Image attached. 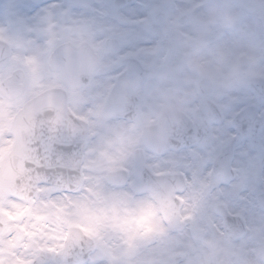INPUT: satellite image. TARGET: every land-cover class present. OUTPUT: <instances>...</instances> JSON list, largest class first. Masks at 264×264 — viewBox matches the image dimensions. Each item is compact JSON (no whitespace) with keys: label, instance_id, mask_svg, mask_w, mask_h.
<instances>
[{"label":"flooded vegetation","instance_id":"af4514ba","mask_svg":"<svg viewBox=\"0 0 264 264\" xmlns=\"http://www.w3.org/2000/svg\"><path fill=\"white\" fill-rule=\"evenodd\" d=\"M245 1L0 0V27L8 29L0 33V40L7 43L9 54L14 57L11 69L0 68V82L13 78L21 88L12 99L0 94L2 132L8 128L2 107L18 108L42 90H35L41 81L50 82L47 87L62 86L59 73L48 67L49 56L56 46L61 43L73 49L89 46L96 69L82 90H89L86 93L92 96L94 86H90L97 77L98 90L101 88L100 111L113 89L119 92L117 107L123 111L132 108V97L135 98L136 119H114V131L118 128L123 132L124 124L133 126L134 132L138 129L125 163L129 165L130 183L119 188L128 195H145L139 202V211L136 214L131 211V244L123 251H119L117 242L107 243L105 234H91L86 229L87 217L79 202L56 206L57 228L52 232H44L48 227L46 216L38 218L39 224L33 225L35 231L9 223L30 214L28 206L18 205L15 215L0 208V264H20L19 258L15 262L9 259L11 250L25 237L30 245H38L40 235L57 241L41 245L49 251L42 256L47 264H181L184 260L181 241L185 239L261 241L264 103L237 81V74L239 67H243L249 77L264 79V72H252L254 69L245 60L234 64L231 53V42L235 36L243 38L244 25L252 16L261 29V1L254 2L253 10L250 1ZM203 15L207 16L204 20ZM207 54H214L216 62L206 66L202 57ZM130 61H137L150 71L141 83L134 78L120 83ZM41 69L47 74L41 76ZM82 90L67 93L69 105L76 102L74 97ZM206 102L215 105L218 121L210 119L212 108ZM165 108L184 114L192 122L195 111L200 108L207 111L206 136L193 145L168 148L163 153L146 150L140 141V130L155 124ZM243 109H247L246 121L242 120L245 129L237 132L232 120ZM237 135L243 137L238 139ZM138 153L144 170L167 178L169 195L161 196L158 189L135 190ZM227 155L233 180L222 183L211 171L214 161ZM238 160L244 161V168L240 169ZM250 161L256 165L253 171ZM240 175L246 178L245 183L237 180ZM173 180L176 184L170 185ZM188 187H193L194 194L189 193ZM44 188L62 192L51 185ZM177 191L183 192L186 199H193L189 208L186 199L176 197ZM124 198L127 200L128 196ZM177 199H181L183 209ZM227 214L237 217V221L230 222L225 232L223 218ZM200 228L203 231L199 232ZM13 230L16 235L4 241L2 237ZM236 236L240 237L234 239ZM171 246L175 249L172 253Z\"/></svg>","mask_w":264,"mask_h":264},{"label":"water","instance_id":"95a60500","mask_svg":"<svg viewBox=\"0 0 264 264\" xmlns=\"http://www.w3.org/2000/svg\"><path fill=\"white\" fill-rule=\"evenodd\" d=\"M5 54H8L7 46L0 41V66ZM50 68L60 72V81L67 89L76 90L88 79L95 68L94 56L86 46L71 48L67 44H61L52 53ZM60 60L62 63H59ZM149 73L136 61H130L123 80L134 78L141 81ZM241 80L250 87L259 99L264 100V80L261 78L247 79L243 73ZM120 83L118 87H120ZM117 88V87H116ZM19 90L12 80L7 79L0 84V93L9 97ZM119 92H112L103 107V113L107 116L124 117L131 119L136 115L135 105L128 111L117 107ZM243 111L237 118L240 122L245 115ZM198 122L196 129L204 127L200 111L196 114ZM201 122V124H200ZM195 126L189 123L183 116L175 115L171 111L163 110L158 123L144 127L141 133L142 143L152 151H162L166 147L189 144L196 140ZM10 129L14 141L10 151L0 160V198L7 195L9 191H16L18 194L26 195L28 190L27 170L24 162L35 160L37 166L41 161L44 167L50 169L48 176L52 177L51 185L55 189H74L80 182V165L83 160V148L87 134V123L73 115L67 107L66 90L61 87H51L28 99L15 113ZM203 129H201V132ZM203 135H201L202 137ZM40 141L39 153L34 151V142ZM137 168V179L139 187L158 188L161 196L168 194L167 178L154 176L143 169L139 160ZM224 167L219 177L226 181L230 179L229 159L218 160L216 167ZM24 182L17 185V179ZM47 178V177H45ZM107 180L116 185H122L126 181V172L122 169L109 171L106 174ZM179 183V181H178ZM176 184V180L170 181V185ZM172 202V201H171ZM173 203V202H172ZM261 204L264 206V195H261ZM226 224L236 221L234 217L225 219ZM226 229V226H225Z\"/></svg>","mask_w":264,"mask_h":264},{"label":"rangeland","instance_id":"374dc122","mask_svg":"<svg viewBox=\"0 0 264 264\" xmlns=\"http://www.w3.org/2000/svg\"><path fill=\"white\" fill-rule=\"evenodd\" d=\"M249 1L250 4H252V7H250L251 10L255 9L253 7L254 2H259V0H246L245 2L248 3ZM260 1L262 19L264 16V0ZM238 7L240 6L234 5V8ZM234 15H236V13H234ZM225 17L228 18V15L226 14ZM252 17L249 23L244 25L245 27L241 35L244 39L241 38L240 40L235 36L233 42H231V53L234 64L240 60H245L254 69L252 72H264V66H262V63H264V26L261 21L260 29L257 20L254 16ZM201 18L204 20L207 16L203 15ZM226 21L227 19L224 20V22ZM218 30L219 29H217V31ZM226 44L223 45V49H225ZM214 57V54L203 56L204 64L207 66L212 64V62H216L213 61ZM257 67L258 69H255ZM98 83L97 77H94L90 86V88L94 86V90L91 92L92 96H88L86 93L87 90L84 89L74 97L76 102L70 104L71 109L78 116L87 119L89 123V130L84 148V161L81 167L82 182L80 187L85 188L88 193H91V198L84 195L82 198L73 200V202L80 203L81 211L83 215L87 217L86 229L91 234H96V232L105 234L107 243L117 242L119 251H123L131 244L129 240L132 227L130 224V217H133V215L131 213L132 210L128 208L129 200L124 198L125 195H109L105 193L99 185L101 180H103L108 190L127 194L123 189H117L109 185L105 180V174L108 170L117 167H125L129 171V165L125 163H127L131 154V149L136 142L138 129L134 132L133 126L124 124L123 132H121L120 137L114 134L113 128L115 126V121L102 117L99 111V90L101 88L99 87L100 89L98 90ZM49 84L50 82L48 81H41L40 84L36 86L35 90L41 89ZM87 92L90 91L88 90ZM235 103L238 104V102ZM14 110L15 108L6 110V108L2 107L1 111L5 114V121H10ZM2 122L3 121L0 120V127ZM12 141L13 137L11 132L7 130V132L4 133L0 128V158L9 150ZM238 162L240 169H242L244 161L238 160ZM250 162V170L253 171L256 169V165H254L255 163H253V161ZM262 170L264 176V164H261V171ZM85 180H88L89 183L85 184ZM237 180L239 183L246 182V178L242 175L239 177L237 176ZM188 189L190 194H194L193 187H188ZM186 201L187 207L189 208L191 202L193 203V199L187 198ZM16 209H18V205ZM16 213L17 211H14L11 215H15ZM261 225V241H247V239L244 238L237 242H229L225 240L210 241L204 238L193 242L185 239L181 241V249L184 250L185 256H189L188 259H190L191 255H188V253L192 254L196 251L197 253L195 256L198 259H194V261L190 263L185 262L184 259L181 261V264H237V261L240 260H242L244 264H264V232L262 231L264 229V210L262 208ZM200 231L203 230L200 228L199 232ZM113 235H115L116 238H113ZM169 249L171 253L175 251L172 246Z\"/></svg>","mask_w":264,"mask_h":264},{"label":"snow or ice","instance_id":"6c2138e0","mask_svg":"<svg viewBox=\"0 0 264 264\" xmlns=\"http://www.w3.org/2000/svg\"><path fill=\"white\" fill-rule=\"evenodd\" d=\"M8 29L0 27V33L6 32ZM14 57L10 54H5L3 57L2 63L5 69H11L13 67ZM59 63H62L58 60ZM47 72L43 69L40 70V75L44 76ZM10 138V137H9ZM34 151L39 153L40 150V141L34 142L33 145ZM24 168L27 170V183L29 185L26 195L18 194L16 191H9L4 197L3 201L0 202V208L5 212L11 214L16 211V206H28L31 209V213L21 216L18 219L11 220L9 223L22 225L27 231H35L33 225L39 224V217L46 216L48 219L45 221L48 227L44 229V232H52L57 228L55 210L57 205H69L70 201L82 198V196L87 195L91 198V193H88L85 188L80 187L76 188L75 191H70L73 185H69V189H63L61 193L50 192L44 188V185L52 183V177L48 176L50 169L44 167V162L41 161L40 165L37 166L36 161L27 160L24 162ZM86 174V173H85ZM81 175L78 173V176ZM47 177V178H45ZM24 182L23 179L18 178L16 183L20 185ZM85 184L89 183L88 180L84 181ZM100 188L109 195L119 196L125 195L128 196L129 203L128 208L133 211V214H136L139 211V202L145 199V195H128L126 193H116L108 190L103 180L100 182ZM176 197L185 198L183 192L177 191L175 193ZM176 203L180 205L183 209L184 204L181 199H177ZM34 213V214H33ZM16 235V231H10L2 237L4 241L12 239ZM113 238H116L113 235ZM39 243L38 245H30L27 237L14 247L9 253V259L13 262L17 258L20 259V264H47L46 260L42 258L44 253L49 252L47 248L41 247L47 243L48 245L56 244L57 241L53 239H47L43 235L37 237Z\"/></svg>","mask_w":264,"mask_h":264},{"label":"bare ground","instance_id":"6f19581e","mask_svg":"<svg viewBox=\"0 0 264 264\" xmlns=\"http://www.w3.org/2000/svg\"><path fill=\"white\" fill-rule=\"evenodd\" d=\"M262 226V225H261ZM197 252L195 251L194 253H192V254H190V253H188V255H191V257H190V259H188V257H186L185 258V262H188V263H190L191 261L193 262L194 261V259L196 260V259H198L196 256H195V254H196ZM192 258V259H191ZM237 264H244V262L242 261V260H240V261H237Z\"/></svg>","mask_w":264,"mask_h":264}]
</instances>
